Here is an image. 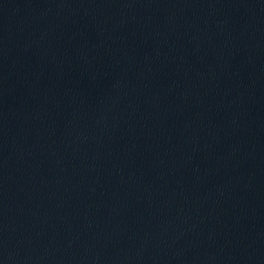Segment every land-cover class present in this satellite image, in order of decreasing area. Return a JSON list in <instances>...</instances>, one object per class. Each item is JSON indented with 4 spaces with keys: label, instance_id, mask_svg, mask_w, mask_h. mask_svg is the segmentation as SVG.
Masks as SVG:
<instances>
[{
    "label": "water",
    "instance_id": "obj_1",
    "mask_svg": "<svg viewBox=\"0 0 264 264\" xmlns=\"http://www.w3.org/2000/svg\"><path fill=\"white\" fill-rule=\"evenodd\" d=\"M0 264H264V0H0Z\"/></svg>",
    "mask_w": 264,
    "mask_h": 264
}]
</instances>
